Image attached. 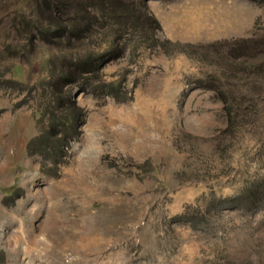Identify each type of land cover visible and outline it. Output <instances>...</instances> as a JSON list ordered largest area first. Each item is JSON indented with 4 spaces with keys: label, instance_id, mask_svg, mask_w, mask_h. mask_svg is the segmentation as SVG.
<instances>
[{
    "label": "rangeland",
    "instance_id": "1",
    "mask_svg": "<svg viewBox=\"0 0 264 264\" xmlns=\"http://www.w3.org/2000/svg\"><path fill=\"white\" fill-rule=\"evenodd\" d=\"M54 1L98 18L100 3H121L140 24L93 26L92 40L115 38L99 73L119 84L72 87L84 122L49 175L30 141L58 31L29 37L32 2L0 0L4 264H264V204H212L264 176V0ZM199 204L196 228L174 220Z\"/></svg>",
    "mask_w": 264,
    "mask_h": 264
},
{
    "label": "trees",
    "instance_id": "2",
    "mask_svg": "<svg viewBox=\"0 0 264 264\" xmlns=\"http://www.w3.org/2000/svg\"><path fill=\"white\" fill-rule=\"evenodd\" d=\"M29 1L34 6V12L32 19L25 20L27 22L26 34L35 38L33 32L36 31L43 41L49 42L47 37H44L45 33L58 31L57 34L55 33L58 39L50 41L54 49L46 60L47 76L40 81L42 87L47 90V97L42 103L46 124L38 128V133L30 141V143L34 141L39 152L47 154L46 157H42L40 168L46 174L55 175L58 163H61L62 158L66 155L65 146L69 140L78 136L80 126L84 122V111L75 102L72 87H77L79 90L89 89L93 92L101 91L114 94L113 90L116 89L119 81H105L101 79L99 73L101 66L116 55L111 52L115 38L107 36L110 33V26L106 23L112 19L113 23L140 24L139 14L125 6H119L121 3L116 5L113 3L111 6V1H109V5L106 2L99 4V18L93 10L89 11L80 5H76L75 9L71 11L70 8L68 10L67 7L62 6V3H57L54 0ZM108 8H110L109 11ZM44 11H48L47 17L42 16ZM59 12L64 13L65 16L49 17L50 14ZM120 12L123 13L121 16ZM53 21L55 22L53 23ZM153 21L159 28L158 21L154 18ZM96 24L101 27L106 26L109 31L103 32L98 40H92L90 36L94 32L93 26ZM51 25L53 27L49 29ZM16 30L19 31L18 28ZM164 40L171 42L166 38ZM14 82L19 81L14 80ZM231 111L232 108L228 105V113L230 114ZM47 161L53 169H50V165H46ZM213 201L212 204L218 210L244 208L255 211L264 204V176L250 181L237 194L213 195ZM201 210L200 204L191 210L188 206L177 213L174 220L188 222L195 227V222L199 221L196 217L200 218L203 214ZM4 257V252L0 249V264H4Z\"/></svg>",
    "mask_w": 264,
    "mask_h": 264
}]
</instances>
